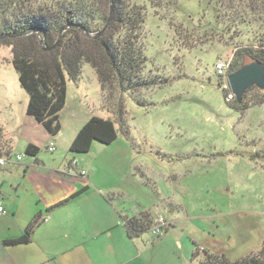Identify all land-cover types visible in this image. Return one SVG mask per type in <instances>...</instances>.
<instances>
[{"label": "rangeland", "instance_id": "374dc122", "mask_svg": "<svg viewBox=\"0 0 264 264\" xmlns=\"http://www.w3.org/2000/svg\"><path fill=\"white\" fill-rule=\"evenodd\" d=\"M56 1L61 0H37L36 5ZM129 1L145 14L139 44L148 88L124 95L114 88L102 92L95 71L82 64L77 83L66 78L60 121L65 126L70 118L84 124L92 117L116 121L121 103L136 150L144 155L139 163L146 174L161 188L175 187L177 181L189 188L187 195L179 188L174 192L190 206L182 215L188 217L184 229L196 238L208 237L210 245L230 260L256 251L264 240V103L253 106V101L264 91L248 89L250 107L242 113L228 103L236 100L228 84L229 68L238 48L258 45L256 22L229 29L223 20L217 22L219 6L210 0ZM227 1L235 10L223 9L226 20L244 2ZM220 64L226 69L222 76L216 70ZM230 94L233 99L227 100ZM27 102L12 66L11 47L1 45L0 125L12 138L13 159L23 157L11 167L27 159L19 132L34 128L35 136L48 135L26 115ZM115 128L120 133L118 124ZM45 142L41 139L39 144ZM2 143L0 139L4 152L8 144ZM231 150L242 155L221 156ZM146 236L151 239L149 232Z\"/></svg>", "mask_w": 264, "mask_h": 264}, {"label": "crops", "instance_id": "0c3cea01", "mask_svg": "<svg viewBox=\"0 0 264 264\" xmlns=\"http://www.w3.org/2000/svg\"><path fill=\"white\" fill-rule=\"evenodd\" d=\"M59 123L56 136L46 130L48 135L35 136L34 128L23 129L24 137L19 132L21 151L33 145L39 154L26 155L21 166L11 167L19 163L14 162L0 168V199L7 210L0 219V264H192L196 246L223 253L208 237L196 238L184 229L188 217L182 215L190 206L174 192L179 188L187 195L189 188L178 181L176 188H161L150 178L130 131L117 133L111 145L94 142L87 154L75 155L69 147L84 122L70 118L65 126L59 118ZM0 129L1 143L7 142L12 157V138L3 124ZM41 139L48 142L41 145ZM52 140L55 151L47 157L45 146ZM143 212L151 220L165 218V235L155 240L146 234L128 237L123 219ZM35 219L28 244L4 245L21 237Z\"/></svg>", "mask_w": 264, "mask_h": 264}, {"label": "trees", "instance_id": "16d2710c", "mask_svg": "<svg viewBox=\"0 0 264 264\" xmlns=\"http://www.w3.org/2000/svg\"><path fill=\"white\" fill-rule=\"evenodd\" d=\"M210 1H215L219 6L217 22L223 20L230 29L249 25L253 21L259 31L258 45L248 44L237 49L229 75L239 70L245 54L264 65V0H243L240 9L237 5L238 11L231 13L227 20L223 18H226L227 12L224 10L228 1ZM36 4L37 0H0V46L11 47L12 66L21 88L28 96L26 115L51 136H56L61 130L59 118L66 103V78L77 83L82 64L89 65L95 71L102 92L114 88L124 95L148 88V79L143 76L146 58L139 44L145 19L140 6L129 0H61L46 6ZM110 7L111 18L107 29L99 37L92 36L106 25ZM227 9L235 10L233 6ZM57 40L58 44L53 50H45ZM248 92H245L241 102L228 101L229 106L244 112L250 107L247 103ZM253 102V106L262 105L264 96ZM122 113L120 103L116 121L90 118L70 144V153L87 154L94 142L111 145L117 139L115 124H118L121 134L128 135L129 129ZM39 152L33 145L25 149L27 156L35 157ZM8 154L7 150L0 153L1 157ZM225 155L242 154L231 150L221 154ZM248 158L254 160L251 155ZM151 223L147 212L141 213L138 218L123 219L130 239L148 233ZM36 224L35 219L21 237L5 241L4 245L28 244ZM191 260L196 264H264V240L258 250L235 260H230L224 253H211L196 246Z\"/></svg>", "mask_w": 264, "mask_h": 264}, {"label": "water", "instance_id": "95a60500", "mask_svg": "<svg viewBox=\"0 0 264 264\" xmlns=\"http://www.w3.org/2000/svg\"><path fill=\"white\" fill-rule=\"evenodd\" d=\"M110 18L111 7L109 9V17L106 25L100 32L92 36H101L107 29ZM58 40L52 47H47L45 48V50H53L57 46ZM228 84L231 92L235 95L236 101L238 102H241L245 92L252 87L257 88L260 91H264V65H262L259 61H257L250 55L245 54L243 56L242 64L239 70L228 77Z\"/></svg>", "mask_w": 264, "mask_h": 264}, {"label": "built area", "instance_id": "2783aa9c", "mask_svg": "<svg viewBox=\"0 0 264 264\" xmlns=\"http://www.w3.org/2000/svg\"><path fill=\"white\" fill-rule=\"evenodd\" d=\"M217 73L219 76L225 75L226 69L223 65H218L216 67ZM233 95H229L227 100H232ZM45 151L48 153H53L55 151V145L54 143H49L45 146ZM23 157L18 156L15 159H12L11 156H2L0 157V168L6 167V165L14 163V162H20ZM81 174L84 175L85 172L81 171ZM7 215V210L3 204V201L0 199V219L5 217ZM167 228V222L163 216H157L152 220V223L150 225L149 233L152 236L153 239H158L159 237H162L165 233V230Z\"/></svg>", "mask_w": 264, "mask_h": 264}]
</instances>
